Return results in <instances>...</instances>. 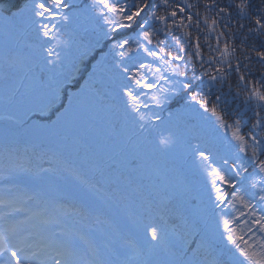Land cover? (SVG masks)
Here are the masks:
<instances>
[{
    "label": "trees",
    "instance_id": "obj_1",
    "mask_svg": "<svg viewBox=\"0 0 264 264\" xmlns=\"http://www.w3.org/2000/svg\"><path fill=\"white\" fill-rule=\"evenodd\" d=\"M64 2L68 7L56 8L58 16L52 19L47 14L34 15V0H0V9L28 5L23 16L15 19L11 18L14 7H9L8 12L0 10V184L11 188L12 184L26 178L35 180L36 176L44 175L43 180L49 186L64 181L73 190L86 192L89 197L83 201L69 196L56 200L53 210L57 218L76 224L78 241L90 233L104 243L106 237H111L113 246L121 252L120 258L129 259L130 264L154 258L179 260L184 264L193 261L195 264H237L243 260L228 241L223 221L232 220L230 227L249 244L264 238V233L252 223L257 215H264V201L258 199L264 188V174L256 167L259 160H264V126L253 127L257 112L264 121V106L258 105L255 99H248L253 88L264 91V70L255 52L247 51L253 43L259 50V39L255 33L248 32V28L254 27L249 18H241L236 7L241 0H167V5L161 4V0H152L158 5L157 14L165 16L166 23L171 24V35H167L164 22L152 20L149 25L155 36L153 44L148 46L153 50L163 47L165 53L183 56L181 61L169 62L173 67L179 64L187 79L174 75L170 69L161 74L169 76L173 82H191V91L197 93L198 99H205L209 108L217 104L218 112L233 128L239 120L240 134L247 142L245 151L240 150L230 129L221 128L210 111L205 112L188 97V89L177 84L175 91L165 93L164 102L157 106L149 97L158 94V90L149 91L131 84L113 67L115 61L121 59L113 56H109L106 69L96 81H82L84 87L79 95L72 99L65 97L67 107L63 113L59 116L44 113L48 119H40L36 115L35 96L43 89L31 75L36 73L38 77L46 55L43 49L51 47L65 58L70 51L66 44H71L74 52L78 37L85 32L96 36L103 44V33L107 31L100 11L102 6L94 0ZM113 2L124 3L125 0ZM252 3L255 6L259 0ZM173 11L175 17L170 15ZM64 16L69 19L63 20ZM212 20L216 21L214 29L209 27ZM42 24L48 25V37L39 30ZM161 40L164 44L158 45L157 41ZM197 43L201 59L195 56ZM225 43L235 48V53L227 63L220 65L219 50ZM164 58L169 59L166 55ZM122 59L129 67L153 63V58L142 51ZM153 67L167 68L159 61ZM217 67H223L227 76L222 81L219 78L209 81V75H216ZM142 72L155 82L154 72L146 69ZM241 74L244 81H239ZM125 84L137 94L144 93L140 99L149 106L140 108L145 116L143 121L125 106L127 97L120 92V86ZM160 85L173 87L163 80ZM153 113L160 120H154ZM117 119L119 124L114 127L113 121ZM141 123L145 125L143 132L139 128ZM162 137L170 143L161 145ZM254 148L256 160L251 159ZM198 151L210 154L209 163L237 182L235 187L220 184L222 201L216 200L217 194L208 176L211 169L196 154ZM130 161H135L134 165ZM41 169L52 171L41 172ZM237 188L253 205V215H249L253 209L244 208L240 201L233 205L231 193ZM23 195L34 207L45 206V200L38 193L30 196L23 192ZM44 213L40 214L42 218ZM44 218L54 221L52 215L45 214ZM185 220L189 225L196 223L195 239L199 244L191 243V236L185 242V234L190 231ZM56 225L62 226L61 223ZM153 226L162 233V240L155 245L149 242L148 234ZM104 243L96 242V246ZM83 250L79 249L78 253L85 252Z\"/></svg>",
    "mask_w": 264,
    "mask_h": 264
},
{
    "label": "snow or ice",
    "instance_id": "obj_2",
    "mask_svg": "<svg viewBox=\"0 0 264 264\" xmlns=\"http://www.w3.org/2000/svg\"><path fill=\"white\" fill-rule=\"evenodd\" d=\"M100 8L103 14V22L107 25V31L103 33L104 42L101 44V40L96 38V36L85 32L83 35L78 37L76 41L75 51H71L72 45L66 44L69 48L65 58H62L61 53L55 52L51 47L43 49L46 55L43 57V66L39 68L38 77L36 73H32L31 79L37 81L41 88L43 89L35 96L37 108L36 115L44 120L48 119L49 115L55 114L59 116L64 112L67 105L65 104V97L72 99L79 95L84 87L83 82H94L99 76L102 75V70L106 69V62L109 56L119 57L121 59L116 60L113 67L118 69L122 75H125L131 84L136 85L138 88L147 89L149 91L153 89L158 90V94H153L149 97L150 101L157 106L164 102V94L170 91H175V86L179 84L184 89H188V97L198 103L205 112L210 111L211 114L216 117L219 122V126L224 129H230L233 138L239 142L240 150L245 151L247 148V142L245 137L240 134V121L235 122V127L227 124L222 115L217 110V104H212L211 108L207 106L205 99H198L197 93L192 92V83H184L182 81L173 82L169 76L161 74L162 71L171 70V72L179 77H184L187 79L186 73L180 71V66L177 64L173 67L170 64V60L181 61L183 59L182 55H173L171 52L165 53L163 47H158V50H153L148 45L153 44L155 32L150 27L149 22L152 20H158L164 22L167 31V35H171V24L166 23L165 16L157 14L158 5L152 3V0H125L124 3L113 2V0H94ZM161 4L167 5V0H161ZM9 7H14L15 11L11 13V18L15 19L17 16H23L25 9L28 5H10ZM9 7H4L0 9L4 12L9 11ZM63 7L67 8L68 5L64 0H34V7L32 11L36 17H44L46 14L49 18L55 19L58 16L56 8ZM181 12L184 11L179 5L176 6ZM243 19L245 16L249 18L254 27L248 28L249 33H255V36L259 39V50H257V44L253 43L247 51L255 52V56L258 58L260 67L264 70V0H259L257 5H253L252 0H241V2L236 6ZM249 9L252 11L249 12ZM225 11V9H221ZM254 13V14H253ZM172 17L176 16V12L170 13ZM63 20L67 21L68 16L62 17ZM191 17L189 16V20ZM207 22V21H206ZM216 21L212 20L209 27L214 29ZM55 27V25H53ZM241 28L244 27L243 24L240 25ZM40 32L43 36L48 37L50 31L47 24L40 25ZM219 35H223L220 33ZM136 38L133 39L132 37ZM179 45V41L176 37H173ZM247 40V36H245ZM133 44L135 47H133ZM158 45H163L164 41H157ZM219 45V39H218ZM199 44L195 46V56L197 59H201V54L199 51ZM119 49V51H117ZM137 51H142L147 57L153 58V63L143 62L139 63L138 66L133 65L129 67L124 63L122 58L128 57L130 53H135ZM183 52V49H180ZM235 53V48L230 47L228 43L223 45V48L219 50L220 60L218 63L224 65L231 58L232 54ZM165 55L169 59H165ZM65 59L67 63H65ZM248 59V57H245ZM166 65L167 68H154L155 62ZM217 62V61H210ZM229 70H231V64L228 65ZM248 67L247 65L245 66ZM148 70L156 74L155 82L149 80L148 76L142 72V70ZM31 72V69H29ZM236 71L240 72L239 64L236 66ZM216 75H209V81H215L218 78L222 81L227 76L223 67H217L215 69ZM207 75V72L204 73ZM192 79H198L193 77ZM163 80L165 83L173 84L171 89L165 88L160 85V81ZM245 77L243 74L239 76V81H244ZM120 92L123 96L127 97L126 108L130 109L131 112L136 113V116L140 121L145 119V116L140 113V108H147L149 105L143 103L140 99V94L135 93L132 88L128 85L120 86ZM248 99H255L258 105L264 106V91H261L259 87L253 88V90L248 94ZM216 100L219 101L220 97L217 96ZM258 119L253 124V127L264 126V121L259 119V112L256 113ZM154 120H160V117L155 113L152 114ZM119 124V119L113 121L114 127ZM140 131L145 130V125H139ZM255 141V136L252 137ZM159 143L161 145H168L170 140L167 138H161ZM259 142H257V147H259ZM202 162L210 168L208 171V176L212 185L213 191L217 194L216 200L222 201L224 199L222 189L220 184H226L229 187L236 186V180L230 179L224 171L220 168L213 167L211 163L212 157L210 154H206L205 151H198L196 153ZM252 160L257 159L256 149H253ZM134 165L135 161H130ZM227 160L224 164L227 165ZM242 168V165L240 166ZM259 172L264 174V160H259L256 165ZM233 169H236V165H233ZM41 172L52 171V169H41ZM239 175V171H237ZM255 187V185H253ZM96 191L95 185H91ZM261 195L258 197L259 200L264 201V188H261ZM233 196V205L235 201H240L246 209H253L249 215L255 213L253 205L244 198L240 190L237 188L236 191L231 193ZM4 201H0V204ZM149 210H152L151 208ZM7 214H0V218H4ZM243 215V214H241ZM163 219V216L161 217ZM235 219V218H233ZM20 223V222H17ZM185 226L190 229L189 232L185 234V242L187 237L191 236V243L199 244L195 239L197 233V225L193 222L191 225L188 224L187 220L184 221ZM252 223L258 226L261 233H264V215H257L256 219H253ZM232 220H224L223 227L228 233L227 239L232 243L236 250L239 252L243 260H239L237 264H264V238L256 240L253 244H249L244 240L242 235L237 236L236 230L230 227ZM251 231V229H249ZM148 234L151 237L149 241L153 245L158 244L162 240V233L160 228L153 226L148 229ZM106 243L102 246H91L85 252L78 253L75 244L71 240H64L58 242V248L55 251V264H130L129 259H121V252L118 248L114 247V242L111 237H106ZM243 242V247L241 246ZM102 248L106 251H102ZM194 252L195 249H192ZM105 252L110 253L114 259H108L105 256ZM47 253V254H46ZM53 256L48 245L39 244L37 245L34 241H31L30 234H22L21 230L10 225L8 228H0V264H52ZM140 264H184L183 261L179 260H168V261H152L144 260ZM190 264H195V262H190Z\"/></svg>",
    "mask_w": 264,
    "mask_h": 264
},
{
    "label": "rangeland",
    "instance_id": "obj_3",
    "mask_svg": "<svg viewBox=\"0 0 264 264\" xmlns=\"http://www.w3.org/2000/svg\"><path fill=\"white\" fill-rule=\"evenodd\" d=\"M37 177V179H35V180H33L32 181V177H30V178H26V179H24L25 181H27V182H29L35 189H37L36 191L38 192V195L42 198V199H45L46 200V202H52L53 204L55 203V201L56 200H58V199H60V198H62V195L64 194V193H66L64 190H68V183L67 182H64V181H60L59 182V185L58 184H52V186L50 187L49 185H48V183L47 182H43L42 181V179H44L45 178V176L44 175H39V176H36ZM29 184V185H30ZM71 191H72V193L74 194V195H76V196H81L82 198L83 197H85V195H87L86 193H82V192H80L79 190H73L72 188H71ZM87 197H89V196H87ZM37 209V208H36ZM38 209H40V208H38ZM10 210H11V208H10ZM41 212H43V210L41 211ZM46 213H47V211H46ZM54 214H55V216L57 215V213H55V211H54ZM40 215V214H39ZM40 218L42 219V217L40 216ZM56 221V220H55ZM14 222H17V220H13L12 221V223H14ZM56 224L57 223H62L61 222V220L60 219H58L57 218V221L55 222ZM69 223H70V221H69ZM41 224L42 223H39V221H38V219L37 218H33V220H30L29 222H28V224L27 225H29V226H35L36 228H38L39 226L41 227ZM71 224V223H70ZM28 226V227H29ZM45 226V225H44ZM44 226H42V228H44ZM45 228H46V226H45ZM62 231V230H61ZM67 232H68V230H67ZM49 236H54L56 239H58V236L57 235H55V234H53L52 232H49ZM60 237H62L61 235H59V238ZM64 240H67V239H64ZM63 241V240H62ZM72 241V240H71ZM73 242V241H72ZM76 244L78 245V247L79 248H81V244L79 243V242H77L76 241ZM92 245L93 246H96V242H92ZM103 245V244H102ZM102 245H100V246H102ZM102 251H106L105 249H103L102 248ZM126 253V252H125ZM124 253V254H125ZM127 253H129V255H131V252H127ZM105 256H106V258H108V259H110L111 258V255H110V253H107V252H105ZM132 256V255H131ZM152 261H162V260H156L155 258L154 259H152Z\"/></svg>",
    "mask_w": 264,
    "mask_h": 264
}]
</instances>
